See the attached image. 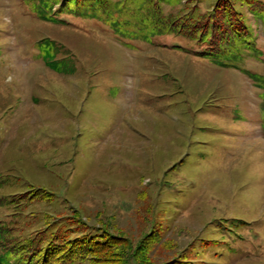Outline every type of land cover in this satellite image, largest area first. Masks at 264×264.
Segmentation results:
<instances>
[{
	"label": "rangeland",
	"instance_id": "1",
	"mask_svg": "<svg viewBox=\"0 0 264 264\" xmlns=\"http://www.w3.org/2000/svg\"><path fill=\"white\" fill-rule=\"evenodd\" d=\"M183 3L0 0V253L78 209L116 236L80 264H264V25L210 53Z\"/></svg>",
	"mask_w": 264,
	"mask_h": 264
},
{
	"label": "trees",
	"instance_id": "2",
	"mask_svg": "<svg viewBox=\"0 0 264 264\" xmlns=\"http://www.w3.org/2000/svg\"><path fill=\"white\" fill-rule=\"evenodd\" d=\"M202 1L205 0H184L175 14L170 11L162 18L167 30L186 34L192 43H200L203 51L215 54L219 51L221 55L234 46H246L253 42L256 32L251 27L245 10L240 9L242 5H245L246 10L253 15L260 17L264 25V0H209V7L200 9L199 4ZM47 20L49 19L41 18L40 21L43 22L40 23ZM55 62L56 60L50 61V64L53 66ZM34 189L37 191L34 196L50 199L54 195L52 190L43 186ZM19 197L17 202L25 201L24 197ZM81 217L76 209L66 223L58 221L53 225L55 227L47 228L48 233L43 231V228L36 230L27 241L21 242L18 246L12 243L7 247L0 253V260L7 257L10 252H15L17 254L15 264H80V260L92 251H102L107 247L109 237L111 239L116 237L102 230V227L90 232L91 226ZM7 229L6 227V232ZM159 233L160 231L156 229L145 233L137 242L133 256L141 255L140 251L143 250L144 244H152L159 238ZM0 234L2 237L5 233ZM111 241V244H114L117 240ZM104 252H108L107 249H104ZM105 256H108L105 258L107 261L111 258L109 252ZM142 258L144 257H140L139 260ZM164 264H172V261H165Z\"/></svg>",
	"mask_w": 264,
	"mask_h": 264
}]
</instances>
